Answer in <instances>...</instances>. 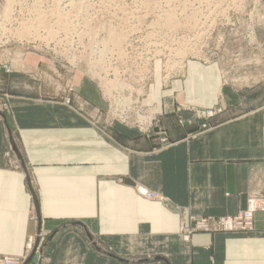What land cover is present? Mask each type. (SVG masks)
I'll return each instance as SVG.
<instances>
[{
	"label": "crops",
	"instance_id": "1",
	"mask_svg": "<svg viewBox=\"0 0 264 264\" xmlns=\"http://www.w3.org/2000/svg\"><path fill=\"white\" fill-rule=\"evenodd\" d=\"M15 78L0 71V256L21 257L40 230L49 238L40 264H264V213L248 232L190 241L180 232L190 219L234 216L244 198L264 197V102L196 138L198 124L178 112L182 103L218 105L219 66L192 62L169 90L154 87L148 101L161 123L149 135L96 119L90 85L56 100L17 99ZM14 146L19 168L4 156Z\"/></svg>",
	"mask_w": 264,
	"mask_h": 264
},
{
	"label": "rangeland",
	"instance_id": "2",
	"mask_svg": "<svg viewBox=\"0 0 264 264\" xmlns=\"http://www.w3.org/2000/svg\"><path fill=\"white\" fill-rule=\"evenodd\" d=\"M192 62L219 66L223 91L218 105L211 108L177 105L181 115L189 114L188 123L198 124V132L191 138L213 130L214 121L237 117L248 104L264 102V0H0V71L16 76L11 90L17 99L56 100L75 87L90 85L97 95L95 109L126 114L134 110L133 103L120 102L116 93L139 90L145 75L150 74L152 80L141 101L155 108L148 101L149 92L154 87L169 90L173 81L184 79ZM1 81L0 93L7 94L2 90L7 89V80ZM84 92L89 93L88 88ZM104 93L112 97L106 98ZM4 97L1 107L6 113L10 99ZM117 105L125 108L115 110ZM183 107L221 112L200 120ZM156 114L159 120L153 130L161 123L157 109ZM180 120L185 121L183 116ZM160 142L170 146L165 139ZM14 153L10 149L4 156L10 166L19 168ZM32 194V220L37 221L39 207L34 191ZM250 199L264 201V197ZM240 213L190 219L181 229H191L192 235L185 239L180 229L181 236L190 241L196 233H234L215 230L210 220ZM200 220L208 221L214 231H199ZM48 240L39 230L17 258H26L24 264H40Z\"/></svg>",
	"mask_w": 264,
	"mask_h": 264
},
{
	"label": "built area",
	"instance_id": "3",
	"mask_svg": "<svg viewBox=\"0 0 264 264\" xmlns=\"http://www.w3.org/2000/svg\"><path fill=\"white\" fill-rule=\"evenodd\" d=\"M151 80H152V76L150 74H146L145 78L141 81L139 90L134 91L130 89L128 93L125 91L124 92L119 91L116 93V95L118 96V100L120 102L122 101V99L128 101L127 97L129 96L137 97L136 99L131 100L134 106L133 111L126 112V114L122 116V114L120 113H115V112L112 113L110 111H105L102 108H100L95 110V118L98 120L100 119L105 120V123L108 124L109 126H113L114 124H120L126 127H133V129H136L143 135L150 134L151 133L150 131L153 130V128L157 125L159 117L156 114L155 108H150L143 104V102L141 101L142 99L141 96L145 94L146 88L148 84L151 82ZM168 83H169V79L167 82L165 81L164 86L167 87ZM183 108L194 112L197 119L200 120H208L210 118L215 117L217 113L221 112V110L216 111L214 109H190L185 107ZM140 194L149 200L164 201L156 193L153 192H147L146 195L143 193ZM259 210L264 212V201L250 199V206L248 207V209L246 208V210L241 211L239 215L232 218L210 220V224L211 225L213 224L215 230H225L234 233L252 231L254 216ZM210 224L208 221L200 220L197 223L196 228L199 229V231H206V232L214 231L211 230ZM181 232H183L186 235L184 237L185 239H188L192 235L191 229H188L185 226H183ZM29 246H30L29 250H31L32 249L31 243L29 244ZM38 258H40V254H38L37 259ZM25 259L22 260L12 256H1L0 264H24Z\"/></svg>",
	"mask_w": 264,
	"mask_h": 264
},
{
	"label": "bare ground",
	"instance_id": "4",
	"mask_svg": "<svg viewBox=\"0 0 264 264\" xmlns=\"http://www.w3.org/2000/svg\"><path fill=\"white\" fill-rule=\"evenodd\" d=\"M255 8H256V7H255ZM167 19H168V20H171V18H167ZM166 21H167V20H166ZM165 23H167V22H165ZM168 25L170 26L171 23L168 22V23H167V26H168ZM170 27H171V26H170ZM170 30H171V29H170ZM104 97H106V96H105V93H104ZM108 97H112V96H108ZM108 97H106V98H108ZM128 99H130V98H128ZM128 99H127V100H128ZM128 101H129V104H130V103H131V99L128 100ZM114 104H115V103H114ZM114 104L112 105L113 107L111 106L112 111H113V108H114ZM124 104H125V103H124ZM115 105H116V104H115ZM117 106H118V105H117ZM119 107H124V106H123V105H122V106H118L115 110H119V109H118ZM124 108H125V107H124ZM120 109H121V108H120ZM121 110H122V109H121ZM114 112H115V111H113V113H114ZM118 112H119V111H118ZM115 113H117V112H115ZM120 114H122V116L125 115L123 112L120 113ZM125 118H126V117H125ZM140 192L143 193V194H145V195H146V193H147V192H145V190L142 189V188H140ZM247 206H248V207L250 206V200H248V204H247ZM247 206H246V207H247ZM248 207H247V209H248Z\"/></svg>",
	"mask_w": 264,
	"mask_h": 264
},
{
	"label": "water",
	"instance_id": "5",
	"mask_svg": "<svg viewBox=\"0 0 264 264\" xmlns=\"http://www.w3.org/2000/svg\"><path fill=\"white\" fill-rule=\"evenodd\" d=\"M14 150H15V152L17 153V154H19L18 153V150H17V148L14 146ZM19 158H20V160L23 162V158H22V156H20L19 155ZM246 202H247V198H244V200H243V207H244V209L243 210H246ZM36 262V261H35Z\"/></svg>",
	"mask_w": 264,
	"mask_h": 264
}]
</instances>
